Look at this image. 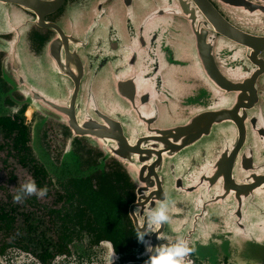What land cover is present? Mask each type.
<instances>
[{"label": "water", "instance_id": "95a60500", "mask_svg": "<svg viewBox=\"0 0 264 264\" xmlns=\"http://www.w3.org/2000/svg\"><path fill=\"white\" fill-rule=\"evenodd\" d=\"M15 95L33 127L60 122L142 195L121 251L51 264H143L136 230L161 202L148 244L264 264V0H0V116ZM0 264L40 263L13 250Z\"/></svg>", "mask_w": 264, "mask_h": 264}, {"label": "flooded vegetation", "instance_id": "af4514ba", "mask_svg": "<svg viewBox=\"0 0 264 264\" xmlns=\"http://www.w3.org/2000/svg\"><path fill=\"white\" fill-rule=\"evenodd\" d=\"M59 96L68 93L64 90ZM20 98H5V104L15 107L0 116L16 120L26 131L21 145L15 130L0 126V255L17 250L40 264H51L56 257L78 258L87 252L97 255V263L105 261L101 256L105 248L95 249L108 241L106 248L111 245L122 250L123 232H135L131 204L140 202L142 195L135 193L111 161L96 163L94 155L85 152L89 147L70 138L60 122L45 119L38 129L33 127L36 120L29 102ZM13 101L18 103L12 105ZM61 101L63 106L70 104L68 99ZM29 177L37 188L46 187V194L14 201L21 183ZM134 205V211L140 212L141 205Z\"/></svg>", "mask_w": 264, "mask_h": 264}, {"label": "clouds", "instance_id": "9594fccd", "mask_svg": "<svg viewBox=\"0 0 264 264\" xmlns=\"http://www.w3.org/2000/svg\"><path fill=\"white\" fill-rule=\"evenodd\" d=\"M46 192V187L37 188L35 181L29 177L21 183L18 191L13 196V200L20 202L25 195L32 194L42 197ZM167 207L166 202H161L154 210H150L146 216L147 228L136 230V239L145 243V251L148 253L147 259L143 261V264H191V261H186L185 257L193 249L188 246V241L183 237H178L171 243L157 246H152L145 241L146 235L149 234L148 229L152 226L158 227L169 219ZM112 255L113 252L109 255V264Z\"/></svg>", "mask_w": 264, "mask_h": 264}, {"label": "trees", "instance_id": "16d2710c", "mask_svg": "<svg viewBox=\"0 0 264 264\" xmlns=\"http://www.w3.org/2000/svg\"><path fill=\"white\" fill-rule=\"evenodd\" d=\"M0 126H2L4 129L8 128L9 130L13 129L16 133V141L17 143L22 145V140L26 137V131L24 126L17 124L16 120L12 121L9 118H1L0 119Z\"/></svg>", "mask_w": 264, "mask_h": 264}]
</instances>
